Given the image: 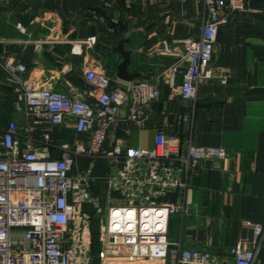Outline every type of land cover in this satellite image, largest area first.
I'll use <instances>...</instances> for the list:
<instances>
[{"label": "crops", "instance_id": "crops-1", "mask_svg": "<svg viewBox=\"0 0 264 264\" xmlns=\"http://www.w3.org/2000/svg\"><path fill=\"white\" fill-rule=\"evenodd\" d=\"M247 7L217 14L221 22L211 62L213 75L199 84L196 100H189L181 95L187 65L182 40L200 35L206 14L201 3L0 0L1 122L5 126L12 118L27 121L15 109L18 96L6 69L8 62L25 66L18 75L31 87L90 94L92 86L84 75L90 66L107 70L113 78L111 88L127 81L116 74L122 55L115 49L126 36L128 69L136 74L132 80L157 85L160 96L150 109L153 125L138 128L122 120L112 128L106 147L117 142L151 147L158 126L176 122L183 137L191 134L199 145L226 148L227 158L192 176L188 212L171 215L169 232L182 248H207L220 259H230L229 247L253 238L255 223L264 224V0H252ZM175 63L179 69L171 83L170 68ZM74 124L71 119L62 126L45 125L34 131L38 139L48 131L56 142H73L82 139ZM54 154H60L58 148ZM101 167L106 170L102 165L97 169ZM98 252L92 253L90 264L96 256L101 264ZM129 259L133 264H176L172 254ZM263 261L264 247L257 264Z\"/></svg>", "mask_w": 264, "mask_h": 264}, {"label": "built area", "instance_id": "built-area-1", "mask_svg": "<svg viewBox=\"0 0 264 264\" xmlns=\"http://www.w3.org/2000/svg\"><path fill=\"white\" fill-rule=\"evenodd\" d=\"M195 1L206 14L200 35L182 40L187 65L181 95L189 100H196L199 84L213 75L217 14L246 10L252 0ZM6 69L16 83L15 109L27 121L12 118L3 126L0 120V264H90L95 216L101 219V264L169 254L176 264H257L264 224L255 223L253 238L229 247L230 259L207 248H182L169 232L171 215L188 212L192 176L227 158L226 148L199 145L191 134L183 137L176 122L158 126L151 147L120 142L106 147L122 120L138 128L153 125L157 85L129 80L111 88L107 70L90 66L84 75L91 93L70 94L31 87L18 75L25 69L21 63L8 62ZM178 69V63L171 66V83ZM71 119L81 140L59 143L48 131L39 139L35 135L37 127L62 126ZM80 157L89 158L87 167H81ZM101 165L104 172L97 169Z\"/></svg>", "mask_w": 264, "mask_h": 264}, {"label": "rangeland", "instance_id": "rangeland-1", "mask_svg": "<svg viewBox=\"0 0 264 264\" xmlns=\"http://www.w3.org/2000/svg\"><path fill=\"white\" fill-rule=\"evenodd\" d=\"M79 161H80L81 167H87L88 166V163H89V158H87V157H80L79 158ZM98 171L104 172L105 169H103L101 167V168L98 169ZM100 220L101 219H100L99 216H96L95 219L93 220V223H94V226H95L93 229H94V231H96L95 234H96L97 237H96V240L93 239L92 249H91V255H92V253H93V255L94 254L97 255V252H98V250L100 248V239H99V233H100V229H101L100 228V226H101L100 225L101 224ZM132 261H133L132 259H124V260L123 259L122 260H120V259H110L107 262V264H133ZM93 264H98L97 256H96L95 262H93Z\"/></svg>", "mask_w": 264, "mask_h": 264}, {"label": "water", "instance_id": "water-1", "mask_svg": "<svg viewBox=\"0 0 264 264\" xmlns=\"http://www.w3.org/2000/svg\"><path fill=\"white\" fill-rule=\"evenodd\" d=\"M126 36L121 38L119 43L115 46V49L120 52L122 55V60L120 61L117 69V76L121 79L124 80H132V78L136 75L134 72H130L128 69V65L130 62V55L128 50L125 48L124 43H125Z\"/></svg>", "mask_w": 264, "mask_h": 264}, {"label": "trees", "instance_id": "trees-1", "mask_svg": "<svg viewBox=\"0 0 264 264\" xmlns=\"http://www.w3.org/2000/svg\"><path fill=\"white\" fill-rule=\"evenodd\" d=\"M0 120H1V119H0ZM1 121H2V120H1ZM93 228H94V227H93ZM95 233H96V231H94V229H93V237H95L94 239L96 240V237H97V236H96Z\"/></svg>", "mask_w": 264, "mask_h": 264}]
</instances>
